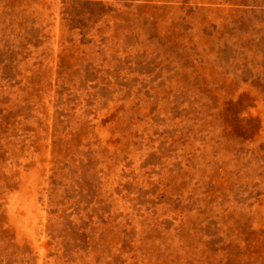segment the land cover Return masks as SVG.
Here are the masks:
<instances>
[{
  "label": "rangeland",
  "instance_id": "obj_1",
  "mask_svg": "<svg viewBox=\"0 0 264 264\" xmlns=\"http://www.w3.org/2000/svg\"><path fill=\"white\" fill-rule=\"evenodd\" d=\"M0 264H264V0H0Z\"/></svg>",
  "mask_w": 264,
  "mask_h": 264
}]
</instances>
